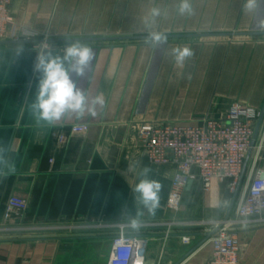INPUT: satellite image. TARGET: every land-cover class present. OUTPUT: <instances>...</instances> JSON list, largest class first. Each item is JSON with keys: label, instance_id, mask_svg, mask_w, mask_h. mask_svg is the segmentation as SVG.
Returning <instances> with one entry per match:
<instances>
[{"label": "crops", "instance_id": "0c3cea01", "mask_svg": "<svg viewBox=\"0 0 264 264\" xmlns=\"http://www.w3.org/2000/svg\"><path fill=\"white\" fill-rule=\"evenodd\" d=\"M177 3L11 0L15 23L39 37L0 42V144L10 148L15 167L0 175V229L125 225L135 215L132 189L143 166L150 167V178L161 184L160 207L154 216L145 211L144 224L173 221L166 203L176 168L149 164L138 143L140 126L221 120L234 104L262 111L264 30L242 12L243 0H193L191 16H180ZM154 7L162 14L146 24ZM149 29L167 34L162 49L145 45ZM75 41L94 52L77 86L89 99L103 93L106 105L97 109L96 117L38 123L29 107L39 78L34 71L37 53L48 45L54 54H62ZM19 45L24 51L16 56ZM177 46L194 52L183 69L168 54ZM78 125H87V133L72 134ZM261 129L264 136V121ZM11 197L28 206L6 220ZM233 198L228 182H216L205 193L195 179L186 187L181 214L174 221H223ZM237 200L238 195L230 217ZM147 230H127L150 239L144 264H207L211 258L209 227L180 226L170 234L166 228ZM8 232L0 231V264H108L117 233L95 228L64 235L49 230ZM184 236L190 244L182 242ZM238 240L240 264H264V228L240 230Z\"/></svg>", "mask_w": 264, "mask_h": 264}, {"label": "built area", "instance_id": "2783aa9c", "mask_svg": "<svg viewBox=\"0 0 264 264\" xmlns=\"http://www.w3.org/2000/svg\"><path fill=\"white\" fill-rule=\"evenodd\" d=\"M10 5L11 0H0V42L37 39L38 34L15 23ZM260 114L255 108L234 104L221 120L204 119L194 126L155 122L140 126L138 143L149 164L155 167L174 165L176 168L166 203L167 211L174 216L181 212L184 191L195 179L201 182L205 193H209L216 182H228L230 192L235 193ZM87 131V125H78L71 132L85 134ZM261 135L262 129L246 168L245 188L238 193L235 211L228 220L198 224L173 220L156 226L166 228L167 234L180 226L209 227V232L214 234L209 238L212 255L207 264H240L238 232L264 228V136ZM27 206L23 199L11 197L5 219L8 220L13 211L25 212ZM125 225L103 227L117 231L112 239L108 264H144L150 239L128 234ZM182 242L188 245L191 240L184 236Z\"/></svg>", "mask_w": 264, "mask_h": 264}, {"label": "clouds", "instance_id": "9594fccd", "mask_svg": "<svg viewBox=\"0 0 264 264\" xmlns=\"http://www.w3.org/2000/svg\"><path fill=\"white\" fill-rule=\"evenodd\" d=\"M177 13L180 16L194 14L193 0H178ZM242 12L252 16L258 29L264 30V0H243ZM161 9L154 7L150 10L149 22L154 23L161 16ZM168 41V36L162 31L149 29L144 43L153 49H162ZM22 45L15 52L16 56L23 53ZM177 68L183 69L188 60L194 55L193 49L188 46L173 47L168 51ZM94 60V52L86 43L75 41L67 44L62 54H54L48 45H44L37 53L34 71L39 74L34 99L29 107L35 120L54 125L63 120H80L85 117H96L97 109L101 111L106 105L103 93L89 99L88 94L77 84L78 79L84 77ZM75 76L76 79L73 78ZM10 148L0 144V175L15 170L10 157ZM132 170L129 166L128 171ZM152 169L143 166L137 173V182L132 191L135 194L136 211L129 216L125 227L134 231L144 226L142 217L145 211L154 216L160 207L161 184L150 178ZM226 203V202H225Z\"/></svg>", "mask_w": 264, "mask_h": 264}, {"label": "rangeland", "instance_id": "374dc122", "mask_svg": "<svg viewBox=\"0 0 264 264\" xmlns=\"http://www.w3.org/2000/svg\"><path fill=\"white\" fill-rule=\"evenodd\" d=\"M245 178L246 177H243V180L241 182L240 192L242 190H244V188H245V180H246ZM170 214H171V218H173V220L175 218H177V215L174 216V214H172V213H170ZM197 219H198V221L187 222V223H189V224H198V223H202V222H206V223L207 222H212V221H204L203 217L202 218H197ZM171 221H172V219H171ZM162 223H167V222H149V223L144 224V226L147 227V229H148L147 232L148 231L152 232L154 230L161 229V228L156 227V226L158 224L161 225ZM107 225H113V224H105V223L103 224V223H101V224H98V226L94 224V225H90V226H81V227H78V226H49V227H43V228H46V229L50 230L49 232L51 234H53V235H64L65 233L72 234V233H74V230L81 229V228H86V227H92V228H95V229H97L99 231H102L103 227H106ZM14 229H16V228H14ZM14 229H12V228H3V229H0V231L4 232V231H7V230H14ZM17 229H22V228H17ZM36 229H40V227H38ZM100 229H102V230H100ZM100 252L101 253L103 252V246L102 245L100 247Z\"/></svg>", "mask_w": 264, "mask_h": 264}, {"label": "water", "instance_id": "95a60500", "mask_svg": "<svg viewBox=\"0 0 264 264\" xmlns=\"http://www.w3.org/2000/svg\"><path fill=\"white\" fill-rule=\"evenodd\" d=\"M242 36V35H241ZM263 121H264V106H263V109L261 111V114H260V117L258 119V122H257V125H256V128H255V133H254V137H253V141H252V145H251V150L249 152V155L246 159V162H245V165H244V169H243V173H242V176H241V180H240V183H239V186L237 188V190L235 191L234 193V198H233V201H232V204L230 206V209H229V212H228V215L227 217L224 219V221L228 220V218L230 217V214H231V211L233 209V206H234V203H235V200H236V197L238 195V192H239V189H240V185H241V182L243 180V177L245 175V172H246V168H247V165H248V162H249V159H250V156H251V152H252V148L254 147L255 143H256V140L259 136V133H260V130L262 128V124H263ZM262 177V176H261ZM190 184V183H189ZM48 229L46 228H43L41 227L40 229H36V228H22V229H14V230H7L9 231L8 233H27V232H31V231H46ZM60 230V229H59ZM5 231V232H7ZM50 231V230H49ZM214 234V232H211L208 237L210 238L212 235Z\"/></svg>", "mask_w": 264, "mask_h": 264}]
</instances>
